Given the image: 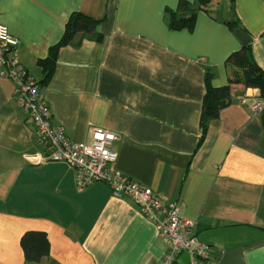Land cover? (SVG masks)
Segmentation results:
<instances>
[{"label": "crops", "instance_id": "crops-1", "mask_svg": "<svg viewBox=\"0 0 264 264\" xmlns=\"http://www.w3.org/2000/svg\"><path fill=\"white\" fill-rule=\"evenodd\" d=\"M197 0H0V23L17 38V57L40 85L52 121L71 140L93 128L118 134L115 166L176 200L210 245L206 264H264V103L258 88L231 84L232 98L203 132L206 74L229 84V56L250 37L264 72V0H210L192 28H173L172 14ZM98 20L58 50L54 72L39 61L72 13ZM237 20L233 29L229 22ZM0 75V264H162L168 244L128 196L103 182L76 183L75 169L52 161ZM43 232L48 252L26 259L22 238ZM181 253L174 264H188Z\"/></svg>", "mask_w": 264, "mask_h": 264}, {"label": "built area", "instance_id": "built-area-1", "mask_svg": "<svg viewBox=\"0 0 264 264\" xmlns=\"http://www.w3.org/2000/svg\"><path fill=\"white\" fill-rule=\"evenodd\" d=\"M17 45V38L6 25L0 23V75L14 80L16 99L26 110L45 145L48 152L46 159L65 161L72 165L79 187L103 182L114 196L133 199L140 213L155 224L159 236L168 244L162 264H174L183 252L190 256L188 264H206L210 245L194 233L196 221L180 215L176 200L164 201L152 188L134 180L115 166L118 152L113 143L118 139L117 133L95 127L88 141H74L68 138L62 125L53 124L52 112L39 82L17 57ZM252 109L262 112L264 103L255 102Z\"/></svg>", "mask_w": 264, "mask_h": 264}, {"label": "trees", "instance_id": "trees-1", "mask_svg": "<svg viewBox=\"0 0 264 264\" xmlns=\"http://www.w3.org/2000/svg\"><path fill=\"white\" fill-rule=\"evenodd\" d=\"M209 2L210 0H197V7L187 2L184 3L180 6L182 16L177 17L176 14L173 13L170 25L176 29L184 27L192 28L195 23L198 9ZM98 22L99 21L95 18L82 12H74L71 14L65 24V31L61 40L51 47L50 53L46 59L39 61V65L44 74L41 80L42 83L47 82L54 72L59 48L71 43L78 33H94ZM229 25L233 29L239 27L237 20L229 22ZM228 61L236 65V70L231 73L229 84L224 86H213L212 73L207 72L206 74V93L203 100V113L201 119L203 132L206 131L212 120L218 118L221 109L229 105L232 98L231 84L241 83L246 87L258 88L260 96L264 101V72L254 60L251 40L242 44L240 49L234 51L229 56ZM22 244L28 261H38L48 252V240L43 232H26L22 238Z\"/></svg>", "mask_w": 264, "mask_h": 264}, {"label": "water", "instance_id": "water-1", "mask_svg": "<svg viewBox=\"0 0 264 264\" xmlns=\"http://www.w3.org/2000/svg\"><path fill=\"white\" fill-rule=\"evenodd\" d=\"M235 33L240 38L242 44L249 42L250 37L247 35V33L245 31H243L241 29H236Z\"/></svg>", "mask_w": 264, "mask_h": 264}]
</instances>
